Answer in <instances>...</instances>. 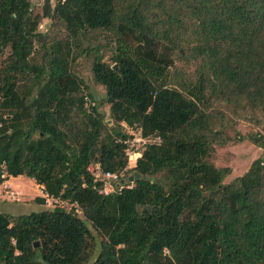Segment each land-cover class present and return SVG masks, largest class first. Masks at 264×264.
<instances>
[{
	"label": "trees",
	"instance_id": "1",
	"mask_svg": "<svg viewBox=\"0 0 264 264\" xmlns=\"http://www.w3.org/2000/svg\"><path fill=\"white\" fill-rule=\"evenodd\" d=\"M5 51L0 166L82 215L0 211V264H264V154L228 184L210 161L241 122L254 133L240 141L264 146V0H44L38 14L0 0ZM81 57L111 126L72 71ZM122 123L161 142L128 171L132 189L103 196L86 169L123 172Z\"/></svg>",
	"mask_w": 264,
	"mask_h": 264
},
{
	"label": "rangeland",
	"instance_id": "2",
	"mask_svg": "<svg viewBox=\"0 0 264 264\" xmlns=\"http://www.w3.org/2000/svg\"><path fill=\"white\" fill-rule=\"evenodd\" d=\"M34 14L42 12L44 0H31ZM54 4V3H52ZM50 26L49 21H43L41 30H45ZM112 45L105 48L104 62L112 65ZM6 57V51L0 54V66ZM174 68L185 70L188 72L194 71L195 63H186L182 58L175 57ZM72 71L85 83L87 89L83 88V93H89L95 99V104L98 103V111L103 115V121L109 122L110 119V103L106 101L105 89L94 83L91 74V63L86 58H78L72 63ZM105 129L108 127L105 126ZM254 133V130L248 123H238V125L227 132L230 142L224 147H216L211 158V163L216 168H228L229 175L224 179V184L230 183L235 178L244 175L252 162L264 154V146L259 147L253 145L247 140H241ZM128 174H131L129 172ZM9 181V183L7 182ZM39 185L32 179L24 176L11 177L6 179V183L0 185V211L13 217L20 215H28L34 212L46 210L43 204H39L36 199H40ZM81 217V215H79ZM92 236L97 243L100 242L102 234L98 233L89 226ZM98 249V246H97ZM98 252V250H97ZM91 264V263H89Z\"/></svg>",
	"mask_w": 264,
	"mask_h": 264
},
{
	"label": "built area",
	"instance_id": "3",
	"mask_svg": "<svg viewBox=\"0 0 264 264\" xmlns=\"http://www.w3.org/2000/svg\"><path fill=\"white\" fill-rule=\"evenodd\" d=\"M122 128L126 135L124 144L127 145V166L123 172L118 174L103 171L98 163L89 164L86 169L88 175L92 179L94 188H96L98 193L103 196L112 193L120 194L123 189H132L135 184L133 181H130L132 176L127 180V177L129 176L128 171L136 166L137 160L141 157L142 152L148 146L158 145L161 142L159 136H143L142 130L136 126L130 127L125 123H122ZM0 167L4 174L3 178H5L3 183H6L7 176L5 173V166L1 165ZM38 189L40 192L39 197L42 199L45 208L50 209L58 207L67 208L69 210L74 209L76 214L82 215V211L78 208L77 204L69 203L68 201L61 200L60 198L49 194L42 186H39ZM12 243L15 244V241L12 240Z\"/></svg>",
	"mask_w": 264,
	"mask_h": 264
},
{
	"label": "water",
	"instance_id": "4",
	"mask_svg": "<svg viewBox=\"0 0 264 264\" xmlns=\"http://www.w3.org/2000/svg\"><path fill=\"white\" fill-rule=\"evenodd\" d=\"M115 68V67H114ZM109 102L111 101L110 99L108 100ZM139 176L137 175L136 178H138ZM130 181H133V179L131 178ZM38 247V243L36 242L34 244V248H37Z\"/></svg>",
	"mask_w": 264,
	"mask_h": 264
},
{
	"label": "crops",
	"instance_id": "5",
	"mask_svg": "<svg viewBox=\"0 0 264 264\" xmlns=\"http://www.w3.org/2000/svg\"><path fill=\"white\" fill-rule=\"evenodd\" d=\"M11 178V177H10ZM9 183V181H7Z\"/></svg>",
	"mask_w": 264,
	"mask_h": 264
}]
</instances>
